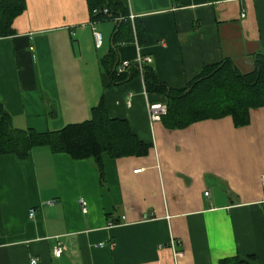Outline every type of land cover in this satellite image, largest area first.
I'll list each match as a JSON object with an SVG mask.
<instances>
[{
	"label": "crops",
	"instance_id": "obj_1",
	"mask_svg": "<svg viewBox=\"0 0 264 264\" xmlns=\"http://www.w3.org/2000/svg\"><path fill=\"white\" fill-rule=\"evenodd\" d=\"M25 6L14 35L0 39V105L13 126L58 131L89 120L103 101L110 119L125 120L151 148L141 157L103 154V185L92 161L45 146L25 160L0 156V264H264V107L239 127L230 117L179 129L152 122L148 106L166 103L164 96L147 93L137 74L110 85L102 60L112 49L113 21H93L87 0ZM127 6L145 38L120 43L116 65L149 57L171 89L224 59L250 73L253 56L264 55V0ZM58 240L64 250L55 257Z\"/></svg>",
	"mask_w": 264,
	"mask_h": 264
},
{
	"label": "trees",
	"instance_id": "obj_2",
	"mask_svg": "<svg viewBox=\"0 0 264 264\" xmlns=\"http://www.w3.org/2000/svg\"><path fill=\"white\" fill-rule=\"evenodd\" d=\"M93 21L119 19L112 36V49L105 60L110 85L125 83L134 75H140L137 67L125 74H116V48L120 43L144 41L145 33L139 21L129 20L125 0H87ZM177 7L189 5V0H174ZM25 0H0V39L14 35L13 22L25 11ZM107 9V14L102 12ZM121 19V20H120ZM254 70L243 74L230 59L204 67L197 77L181 90H174L161 83L150 65L142 68L141 77L147 93L166 98L167 114L161 121L169 129L187 127L193 123L230 117L235 126L249 122V112L264 107V55L254 56ZM118 65V64H117ZM133 70L132 73L129 72ZM48 147L53 154H67L74 160H90L97 169L100 184H104L102 155L112 159L141 157L148 153L150 145L140 141L128 123L107 116L104 102L91 110V118L70 124L58 131L37 133L31 129H18L11 117L0 105V156L15 155L20 160L28 158L35 147ZM253 256L249 257L251 261ZM220 264H249L236 259L222 260Z\"/></svg>",
	"mask_w": 264,
	"mask_h": 264
},
{
	"label": "built area",
	"instance_id": "obj_3",
	"mask_svg": "<svg viewBox=\"0 0 264 264\" xmlns=\"http://www.w3.org/2000/svg\"><path fill=\"white\" fill-rule=\"evenodd\" d=\"M123 1V0H121ZM126 2L128 0H125ZM101 11L99 9H95L93 11V15H98ZM102 12L104 14H107V9H103ZM244 15L242 14V17ZM129 20L133 23V21L135 20V16L131 13H129L128 16ZM121 20V19H120ZM114 22V24H116L119 19H113L112 20ZM95 23H93V27H92V35H93V40H94V45L97 49H99L102 45V35L101 33H99L96 29H95ZM152 62L151 58L149 57H142V56H137V58L134 61H122L120 62L118 65H116L115 69H116V74H125L130 68L132 67H137L139 72H140V76H141V72H142V68L145 65H149ZM129 104V103H127ZM167 114V105L165 103H155V104H151L148 106V115L149 118L152 122H157V121H161L162 117H164ZM260 183H261V187L264 191V174H262L260 176ZM207 196V192L204 193ZM48 204H52V202H48ZM80 207L83 213H86L87 209H86V204L80 200ZM28 217L29 218H34V211L30 210L28 213ZM173 246V244H172ZM64 250V246L63 243L58 240L54 249H53V254L55 257H59L62 252Z\"/></svg>",
	"mask_w": 264,
	"mask_h": 264
},
{
	"label": "rangeland",
	"instance_id": "obj_4",
	"mask_svg": "<svg viewBox=\"0 0 264 264\" xmlns=\"http://www.w3.org/2000/svg\"><path fill=\"white\" fill-rule=\"evenodd\" d=\"M165 103V102H164ZM166 104V103H165Z\"/></svg>",
	"mask_w": 264,
	"mask_h": 264
}]
</instances>
